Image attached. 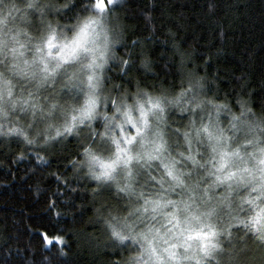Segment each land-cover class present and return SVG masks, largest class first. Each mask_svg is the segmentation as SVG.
Here are the masks:
<instances>
[{"label": "clouds", "instance_id": "clouds-1", "mask_svg": "<svg viewBox=\"0 0 264 264\" xmlns=\"http://www.w3.org/2000/svg\"><path fill=\"white\" fill-rule=\"evenodd\" d=\"M127 5L0 0V151L81 194L55 206L60 256L79 239L96 264H264V102L250 74H209L211 56L157 0L136 34Z\"/></svg>", "mask_w": 264, "mask_h": 264}, {"label": "trees", "instance_id": "trees-1", "mask_svg": "<svg viewBox=\"0 0 264 264\" xmlns=\"http://www.w3.org/2000/svg\"><path fill=\"white\" fill-rule=\"evenodd\" d=\"M210 3L215 5L211 12ZM142 9L148 10L147 0H128L126 19L136 34L147 31ZM153 11L157 17L163 14L166 24L182 25L184 43L196 42L211 56L209 74L216 70L228 77L240 71L249 73L250 87L255 89L254 106L260 107L264 102V0H157ZM160 50L157 46L153 55ZM222 86L229 87L228 79ZM0 158L8 161L0 167V264H96L98 258L94 259L79 239L72 240L67 256L57 252L68 224L56 218L55 206H71L81 194L66 191L52 179L44 182L41 170L29 171L30 162L12 165L2 151ZM53 164L62 167L55 160ZM38 182H44L46 188L39 198L33 194ZM45 256L50 257L48 262Z\"/></svg>", "mask_w": 264, "mask_h": 264}, {"label": "snow or ice", "instance_id": "snow-or-ice-1", "mask_svg": "<svg viewBox=\"0 0 264 264\" xmlns=\"http://www.w3.org/2000/svg\"><path fill=\"white\" fill-rule=\"evenodd\" d=\"M59 239V238H58ZM49 243H52V241L50 240Z\"/></svg>", "mask_w": 264, "mask_h": 264}]
</instances>
